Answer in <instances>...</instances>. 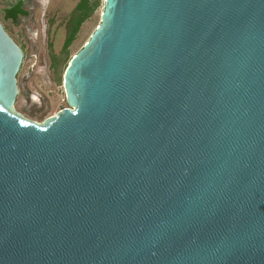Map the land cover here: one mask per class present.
Masks as SVG:
<instances>
[{"label":"water","instance_id":"water-1","mask_svg":"<svg viewBox=\"0 0 264 264\" xmlns=\"http://www.w3.org/2000/svg\"><path fill=\"white\" fill-rule=\"evenodd\" d=\"M23 59L0 23V264H264V0H104L42 125Z\"/></svg>","mask_w":264,"mask_h":264},{"label":"rangeland","instance_id":"rangeland-1","mask_svg":"<svg viewBox=\"0 0 264 264\" xmlns=\"http://www.w3.org/2000/svg\"><path fill=\"white\" fill-rule=\"evenodd\" d=\"M19 1L0 0V23L24 53L14 110L42 125L68 108L64 90L66 67L100 25L104 0L94 16L81 26L68 54L63 53L67 21L80 0H23L27 15L8 19L7 10Z\"/></svg>","mask_w":264,"mask_h":264},{"label":"trees","instance_id":"trees-1","mask_svg":"<svg viewBox=\"0 0 264 264\" xmlns=\"http://www.w3.org/2000/svg\"><path fill=\"white\" fill-rule=\"evenodd\" d=\"M100 6L101 0H80L74 11L68 17L63 53L68 54V49L76 40L81 26L94 16ZM26 15L27 11L24 8L23 0H20L15 6L7 10L8 19L17 20ZM66 60L68 59L66 58Z\"/></svg>","mask_w":264,"mask_h":264}]
</instances>
